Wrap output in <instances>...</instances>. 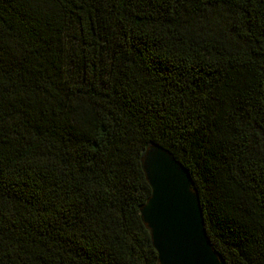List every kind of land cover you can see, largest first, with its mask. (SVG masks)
Returning <instances> with one entry per match:
<instances>
[{
    "label": "trees",
    "instance_id": "1",
    "mask_svg": "<svg viewBox=\"0 0 264 264\" xmlns=\"http://www.w3.org/2000/svg\"><path fill=\"white\" fill-rule=\"evenodd\" d=\"M151 144L264 264V0H0V264H159Z\"/></svg>",
    "mask_w": 264,
    "mask_h": 264
},
{
    "label": "water",
    "instance_id": "2",
    "mask_svg": "<svg viewBox=\"0 0 264 264\" xmlns=\"http://www.w3.org/2000/svg\"><path fill=\"white\" fill-rule=\"evenodd\" d=\"M144 171L152 192L141 214L159 264H225L207 234L188 171L158 144L145 151Z\"/></svg>",
    "mask_w": 264,
    "mask_h": 264
}]
</instances>
